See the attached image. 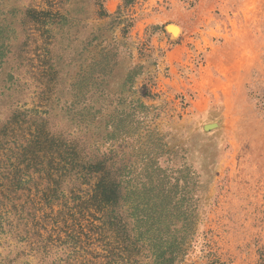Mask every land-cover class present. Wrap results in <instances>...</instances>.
<instances>
[{"label": "rangeland", "instance_id": "rangeland-1", "mask_svg": "<svg viewBox=\"0 0 264 264\" xmlns=\"http://www.w3.org/2000/svg\"><path fill=\"white\" fill-rule=\"evenodd\" d=\"M89 104L107 165L79 145L56 194L0 139V264H264V0H0V119L66 137Z\"/></svg>", "mask_w": 264, "mask_h": 264}, {"label": "trees", "instance_id": "trees-1", "mask_svg": "<svg viewBox=\"0 0 264 264\" xmlns=\"http://www.w3.org/2000/svg\"><path fill=\"white\" fill-rule=\"evenodd\" d=\"M96 64L99 66V68H102L101 65H105L104 60H101ZM90 65L91 64L87 66L88 71H86L84 83L86 86L94 84L96 86L97 84H102L105 87V91H103L102 93H104L105 95H101V99L99 100H102L105 105H108V101L110 100L109 98L111 95V92L108 89L109 82L107 80L109 76L106 77L104 74H99L100 77L94 76V74L96 73L89 72L92 69ZM92 96L93 95H90L89 97ZM83 108L84 110L82 111L81 120L77 121L76 116H72L70 119L71 126L74 127V132H76V134L72 135L69 132L66 137L62 133H59L57 131H48L47 129H45V123L47 121L46 119L39 120L38 125H36L34 129V134L29 137H25V132L20 131V125H12V119H0V139L5 138L9 135H12L13 139H17V132H19L20 135L18 136V139L27 142V146L21 144L18 146V148L26 151L28 150L29 146L33 147V154L35 155V157L42 160L36 163L37 171L41 172L45 169H47V171L49 170V179L54 185L52 190L53 194H56V191L61 183L66 184L67 187H69L70 184L75 186L77 185L74 183L76 179L77 181H80V178L82 177L93 175L92 171L89 170L94 169L93 167L89 166L88 169L80 165L79 163V145H84L83 148L86 151H88V149L94 151L91 155V158H98L99 156H101V159L98 162V167L96 168L97 172L103 170L107 165L108 160L104 157L109 153V151L107 153L105 151H102L97 135L99 127L95 123V120L101 122V119L99 120V118H96L97 115L95 116V113L97 114L100 111L96 110L95 113L92 114L93 106H91L90 104L84 106ZM34 114L40 115V117L42 118V113L40 111H34ZM89 114L92 116V118H88L87 121L89 123H87L84 120V117L89 116ZM105 117H112V115L107 113ZM75 120L77 122H75ZM105 128L108 129L112 127L111 125L105 124ZM28 129H31V127L29 126ZM91 158L89 160H91ZM72 176L75 177L74 181L71 179ZM67 178H70L69 181L66 180ZM83 182L90 185L89 190H85L83 195L77 196V199H79V201L75 202V204L91 206L101 203L102 201H105L106 203L110 202L111 193L109 191V185L105 181V177L100 178L99 181H96L94 184L91 183V181L88 179H85V181ZM21 208L23 209V207ZM37 233L38 234H34L38 236L36 237L38 248H40L39 243H42V247H46V244H44V240L40 238V232L37 231Z\"/></svg>", "mask_w": 264, "mask_h": 264}, {"label": "bare ground", "instance_id": "bare-ground-1", "mask_svg": "<svg viewBox=\"0 0 264 264\" xmlns=\"http://www.w3.org/2000/svg\"><path fill=\"white\" fill-rule=\"evenodd\" d=\"M176 30V29H175Z\"/></svg>", "mask_w": 264, "mask_h": 264}]
</instances>
